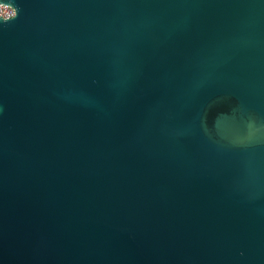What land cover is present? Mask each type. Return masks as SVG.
Returning a JSON list of instances; mask_svg holds the SVG:
<instances>
[{"label":"water","instance_id":"95a60500","mask_svg":"<svg viewBox=\"0 0 264 264\" xmlns=\"http://www.w3.org/2000/svg\"><path fill=\"white\" fill-rule=\"evenodd\" d=\"M0 4V264H264V0Z\"/></svg>","mask_w":264,"mask_h":264},{"label":"built area","instance_id":"2783aa9c","mask_svg":"<svg viewBox=\"0 0 264 264\" xmlns=\"http://www.w3.org/2000/svg\"><path fill=\"white\" fill-rule=\"evenodd\" d=\"M0 14L4 17H12L15 15V9L9 4H0Z\"/></svg>","mask_w":264,"mask_h":264},{"label":"snow or ice","instance_id":"6c2138e0","mask_svg":"<svg viewBox=\"0 0 264 264\" xmlns=\"http://www.w3.org/2000/svg\"><path fill=\"white\" fill-rule=\"evenodd\" d=\"M241 255H243V253H241Z\"/></svg>","mask_w":264,"mask_h":264}]
</instances>
